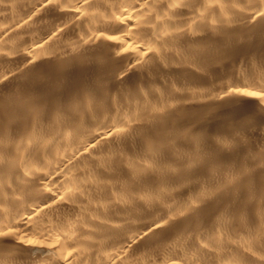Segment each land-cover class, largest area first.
<instances>
[{
    "label": "bare ground",
    "instance_id": "bare-ground-1",
    "mask_svg": "<svg viewBox=\"0 0 264 264\" xmlns=\"http://www.w3.org/2000/svg\"><path fill=\"white\" fill-rule=\"evenodd\" d=\"M0 264H264V0H0Z\"/></svg>",
    "mask_w": 264,
    "mask_h": 264
}]
</instances>
